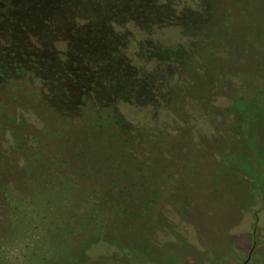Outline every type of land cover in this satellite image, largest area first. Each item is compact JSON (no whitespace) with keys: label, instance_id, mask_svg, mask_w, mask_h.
Returning <instances> with one entry per match:
<instances>
[{"label":"trees","instance_id":"16d2710c","mask_svg":"<svg viewBox=\"0 0 264 264\" xmlns=\"http://www.w3.org/2000/svg\"><path fill=\"white\" fill-rule=\"evenodd\" d=\"M6 4L0 131L27 192L0 180V264H52L158 217L160 176L189 175L198 145L226 142L213 128L261 103L264 0Z\"/></svg>","mask_w":264,"mask_h":264},{"label":"rangeland","instance_id":"374dc122","mask_svg":"<svg viewBox=\"0 0 264 264\" xmlns=\"http://www.w3.org/2000/svg\"><path fill=\"white\" fill-rule=\"evenodd\" d=\"M6 1L0 0L3 17ZM260 102L243 105L236 123L213 128L212 135L225 133L226 142L211 143L206 154L198 145L202 155L189 175L176 170L179 160L170 170L173 179L162 173L158 217L135 225L127 236L101 239L87 252L67 253L52 264H264V93ZM10 136L0 131V180L13 184L8 192L16 196L27 191L16 152L4 150ZM0 212L1 228L6 211ZM1 257L12 258L5 251ZM13 264L24 263L14 259Z\"/></svg>","mask_w":264,"mask_h":264},{"label":"flooded vegetation","instance_id":"af4514ba","mask_svg":"<svg viewBox=\"0 0 264 264\" xmlns=\"http://www.w3.org/2000/svg\"><path fill=\"white\" fill-rule=\"evenodd\" d=\"M251 249H252V247H251ZM250 252L251 251H249V255H250ZM252 256V255H251ZM251 258V257H250ZM248 262H246V260L243 262V264H247Z\"/></svg>","mask_w":264,"mask_h":264}]
</instances>
